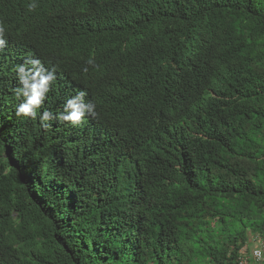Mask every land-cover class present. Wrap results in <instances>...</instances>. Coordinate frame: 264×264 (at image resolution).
I'll return each instance as SVG.
<instances>
[{
    "label": "trees",
    "instance_id": "1",
    "mask_svg": "<svg viewBox=\"0 0 264 264\" xmlns=\"http://www.w3.org/2000/svg\"><path fill=\"white\" fill-rule=\"evenodd\" d=\"M0 22V264H264L242 251L264 238V0H0ZM29 59L56 77L35 119ZM80 91L95 118L41 126Z\"/></svg>",
    "mask_w": 264,
    "mask_h": 264
},
{
    "label": "clouds",
    "instance_id": "2",
    "mask_svg": "<svg viewBox=\"0 0 264 264\" xmlns=\"http://www.w3.org/2000/svg\"><path fill=\"white\" fill-rule=\"evenodd\" d=\"M36 7L37 4L35 2L27 5L29 12L34 11ZM4 33L5 27L3 22H0V50L6 46V41L3 39ZM87 63L92 65L94 60L90 58ZM25 64L31 65V67L17 66L18 77L22 87L16 90L15 95L17 98L23 96L24 100L16 108V115L35 119L37 116L36 110L42 105L46 93L49 91V85L55 81L56 77L53 71H47L43 68L39 59L26 60ZM85 95V92L80 91L75 97L68 99L64 104V112L59 115L54 116L52 112L45 110L40 116L41 126L48 128L49 125L45 122L53 119L80 124L83 122L85 113L95 118L97 116L95 104L91 101L85 103ZM255 255L258 258H264L259 251Z\"/></svg>",
    "mask_w": 264,
    "mask_h": 264
},
{
    "label": "rangeland",
    "instance_id": "3",
    "mask_svg": "<svg viewBox=\"0 0 264 264\" xmlns=\"http://www.w3.org/2000/svg\"><path fill=\"white\" fill-rule=\"evenodd\" d=\"M249 235L250 236H249V241H248V247L247 248L245 247L242 249L243 252L247 250V253L244 255V259L245 257L251 255V251L256 245L260 244L261 242H264V238H260V236H252L251 233ZM245 262H246V259H245Z\"/></svg>",
    "mask_w": 264,
    "mask_h": 264
},
{
    "label": "built area",
    "instance_id": "4",
    "mask_svg": "<svg viewBox=\"0 0 264 264\" xmlns=\"http://www.w3.org/2000/svg\"><path fill=\"white\" fill-rule=\"evenodd\" d=\"M259 251L262 256H264V242H261L260 244L256 245L253 249H252V254H253V257L257 260H262L264 258H258L255 253Z\"/></svg>",
    "mask_w": 264,
    "mask_h": 264
}]
</instances>
